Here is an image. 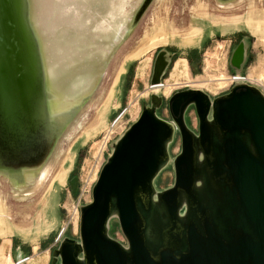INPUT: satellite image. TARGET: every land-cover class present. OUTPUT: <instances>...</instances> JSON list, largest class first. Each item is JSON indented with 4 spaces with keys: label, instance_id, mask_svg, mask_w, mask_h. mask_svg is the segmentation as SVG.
<instances>
[{
    "label": "water",
    "instance_id": "water-1",
    "mask_svg": "<svg viewBox=\"0 0 264 264\" xmlns=\"http://www.w3.org/2000/svg\"><path fill=\"white\" fill-rule=\"evenodd\" d=\"M155 1L153 29L159 17L172 24V0H140L130 16L127 0H0V178L16 194L43 189L46 195L60 183L55 173L68 169L70 156L57 164L63 143L80 127L114 59ZM210 1L223 11L248 7L237 15H212L215 24L233 27L226 20L236 17L247 29L253 9L255 19H264L257 0H192L195 15L209 18ZM50 6L60 17L48 16ZM244 59L241 43L232 62ZM158 62L153 85L162 82ZM84 67L88 73L74 79ZM163 102L154 94L114 144L92 201L81 207L80 239L66 237L52 264H264V94L247 83L216 98L181 89L168 100L172 121L158 114ZM190 107L198 131L186 122ZM177 132L181 152L172 159ZM171 162L175 182L158 190L155 180ZM49 166L44 186L36 187ZM114 217L128 245L110 235Z\"/></svg>",
    "mask_w": 264,
    "mask_h": 264
},
{
    "label": "rangeland",
    "instance_id": "rangeland-1",
    "mask_svg": "<svg viewBox=\"0 0 264 264\" xmlns=\"http://www.w3.org/2000/svg\"><path fill=\"white\" fill-rule=\"evenodd\" d=\"M139 2L127 0L124 11L130 16ZM157 2L149 7L129 42L120 49L111 65L106 84L97 92L92 107L81 118L80 127H76L72 136L63 143L65 155L61 154L57 164H63L69 152L66 183L53 184L51 192L46 195L42 189L22 197L13 191L5 179L0 178V202L7 220V233L0 234V264H17L19 259L26 256L32 258L25 264H52L54 250L66 237L80 239L81 207L92 201L93 187L113 152L114 144L139 119L143 107L152 104L154 94L164 100L158 110L159 116L172 121L168 100L176 91L202 89L216 98L230 91L233 86L230 76L236 73L247 74L250 78L253 74V79H258L259 73L264 75V37L246 29L244 21L232 27L223 23L215 24L212 20V15L241 14L248 9L247 4L232 11H223L210 1V17L206 18L195 15L192 0H172L168 11L172 24L166 29L175 32V38L169 33L168 43L137 58H129V53L147 43V35L151 37L160 33L156 30L158 27L153 29L160 5ZM257 2L259 7L264 8V1ZM47 9L49 17L52 16L53 20L58 18L59 15L53 12L54 6ZM161 15L166 16L164 10ZM197 28L201 29L197 42L183 46V32ZM241 43L245 46V59L241 65H235L232 62L233 54ZM157 57L165 63L162 72L165 85L154 89L152 79ZM121 67L125 70L120 75L105 112L102 100L97 102L99 93L113 81ZM186 122L191 129L198 131V116L194 107L187 111ZM181 145V135L177 132L170 146L172 159L181 152ZM50 181L51 178L46 185ZM174 182L175 169L171 162L157 177L155 186L158 190H164ZM109 233L128 245L117 217L111 220Z\"/></svg>",
    "mask_w": 264,
    "mask_h": 264
},
{
    "label": "bare ground",
    "instance_id": "bare-ground-1",
    "mask_svg": "<svg viewBox=\"0 0 264 264\" xmlns=\"http://www.w3.org/2000/svg\"><path fill=\"white\" fill-rule=\"evenodd\" d=\"M255 9H253L250 13H249V17L247 19V24L249 26V28L251 29V31L253 32V34L256 35H261L262 37H264V19L259 20V19H255L254 15L256 14V12H254ZM200 13V15H202V10L198 11ZM228 23H230L231 25H237L240 20L238 18H229L226 20ZM156 25L158 26V30L160 31V33L158 34H154V36L149 37L147 35V43L141 47V48H137L135 51H133V53H131L129 55V58H137L141 55H143L144 53H146L147 51H150L153 48H156L160 45L166 44L169 42L170 37L169 35L172 33V38H175L176 34L175 32H170L168 31L166 28H168V26H170L171 24L168 21V18L166 17L165 19L162 18H158ZM248 28V29H249ZM250 31V30H249ZM170 33V34H169ZM183 38H182V45L183 46H190V45H194L197 42V39L199 38L200 35V30H192V31H184L183 32ZM124 68L121 69V72L123 71ZM87 68H82L79 69L78 71H76L73 74V78L76 79L78 75L82 74L84 75L87 72ZM120 74V73H119ZM119 74L115 75V79L113 80V82L107 87L106 92L103 94L102 97V104L104 105V111L106 112L108 109V105L110 104L112 98H113V94H114V88L115 85L117 84L118 80H119ZM252 76H254L253 74L251 75V78H253ZM206 78V77H205ZM264 79V75L263 73H259V77L257 80L262 81ZM223 80V79H221ZM232 80V78H231ZM157 88H161V86H157L154 89ZM103 111V113H105ZM108 126V125H107ZM94 130L96 129V126H94ZM92 128V127H91ZM107 128V127H106ZM51 166H49L47 169H45V171L42 174V182L39 181V183L36 184V187H43L44 186V182L47 181L49 175L51 174ZM69 173V169H65V168H61L58 172L55 173L54 176V180L53 181H59L61 184H65L66 180H67V176ZM41 183V184H40ZM43 183V184H42ZM41 185V186H40ZM6 225H7V220L6 217L4 215V210L2 205L0 204V232L2 233V235H6L7 231H6ZM30 260V259H29ZM28 260V261H29Z\"/></svg>",
    "mask_w": 264,
    "mask_h": 264
},
{
    "label": "built area",
    "instance_id": "built-area-1",
    "mask_svg": "<svg viewBox=\"0 0 264 264\" xmlns=\"http://www.w3.org/2000/svg\"><path fill=\"white\" fill-rule=\"evenodd\" d=\"M230 78H232V81L231 82V85H234L236 83H247V84H250V85H254L256 87H258L262 93L264 94V80L262 82L258 81L257 79H253V78H250L249 75H245V74H240V73H236L232 76H230ZM161 86L163 87L165 84L163 82L159 83V84H155V85H152V88H155L157 86ZM30 258L32 257H23L21 259H19L17 261V264H25Z\"/></svg>",
    "mask_w": 264,
    "mask_h": 264
},
{
    "label": "flooded vegetation",
    "instance_id": "flooded-vegetation-1",
    "mask_svg": "<svg viewBox=\"0 0 264 264\" xmlns=\"http://www.w3.org/2000/svg\"><path fill=\"white\" fill-rule=\"evenodd\" d=\"M172 53V52H171ZM173 54V53H172ZM187 55H189V53L187 54ZM247 60V59H246ZM164 68H165V63L163 62V59H159V62H158V67H157V72H156V75L158 76V77H160L163 73V70H164ZM163 69V70H162Z\"/></svg>",
    "mask_w": 264,
    "mask_h": 264
},
{
    "label": "crops",
    "instance_id": "crops-1",
    "mask_svg": "<svg viewBox=\"0 0 264 264\" xmlns=\"http://www.w3.org/2000/svg\"><path fill=\"white\" fill-rule=\"evenodd\" d=\"M0 234L2 235V233L0 232ZM38 258V257H37Z\"/></svg>",
    "mask_w": 264,
    "mask_h": 264
}]
</instances>
